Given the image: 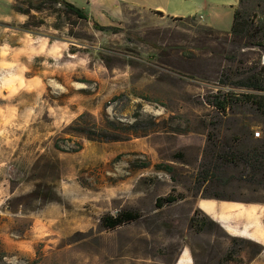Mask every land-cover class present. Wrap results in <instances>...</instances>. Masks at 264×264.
Returning a JSON list of instances; mask_svg holds the SVG:
<instances>
[{"label": "rangeland", "instance_id": "374dc122", "mask_svg": "<svg viewBox=\"0 0 264 264\" xmlns=\"http://www.w3.org/2000/svg\"><path fill=\"white\" fill-rule=\"evenodd\" d=\"M60 13L32 12L34 33L0 22V264H173L184 243L205 264L257 255L220 227L194 230L187 200L264 202L258 173L216 158L264 152V118L207 103L228 88L221 73L264 54L195 17L131 11L106 31ZM168 193L185 200L156 208ZM123 210L141 217L101 226Z\"/></svg>", "mask_w": 264, "mask_h": 264}, {"label": "trees", "instance_id": "16d2710c", "mask_svg": "<svg viewBox=\"0 0 264 264\" xmlns=\"http://www.w3.org/2000/svg\"><path fill=\"white\" fill-rule=\"evenodd\" d=\"M250 0H238L234 9L233 20L228 35L237 40L244 41L245 46L258 48L264 54V0H259L256 7H261L262 11L257 8L254 9L249 5ZM57 5L62 6V9L57 8ZM12 9L15 12L26 15L27 19L19 24V28L27 32L34 33L31 28L30 19L34 18L32 12H42L44 10H51L52 12L61 15L74 14L81 19L91 22L92 26L98 30L116 31L114 26H103L90 18L83 9L77 7L67 0H14ZM182 19V18H179ZM43 23V22H41ZM38 26V25H35ZM212 30V29H210ZM218 31V30H216ZM222 32V31H221ZM241 69L239 72H224L220 74L219 85L228 88H218L208 98L207 103L217 109L221 113H226L234 104H249L255 111L264 118V63H257V66L248 69ZM237 75V76H234ZM233 87L241 90H234ZM84 131V130H83ZM88 137H95L94 134L86 132ZM213 147H219L215 138L209 136ZM76 150V149H75ZM181 156V154H178ZM216 158L223 163L237 164L245 162L248 164L250 176L259 174V181L264 183V152L251 149L249 153H242L241 151H234L231 149L220 150L216 153ZM166 171H172L170 166H165ZM205 175H208V170H204ZM205 177V176H203ZM208 178V177H207ZM204 198H220L217 195L203 196ZM184 199L182 195L166 194L159 196L155 200V207L162 208L164 205L173 204ZM200 214V215H199ZM141 214L136 210H123L115 215L107 214L100 218V224L103 228L114 229L122 225L137 221ZM190 225L196 231H201L205 228H219L211 218L200 210H195L190 218ZM220 229V228H219ZM233 241L246 242L258 247L257 253L262 251L263 246L238 237L229 236ZM231 250L227 253L226 259L231 258ZM230 256V257H229Z\"/></svg>", "mask_w": 264, "mask_h": 264}, {"label": "crops", "instance_id": "0c3cea01", "mask_svg": "<svg viewBox=\"0 0 264 264\" xmlns=\"http://www.w3.org/2000/svg\"><path fill=\"white\" fill-rule=\"evenodd\" d=\"M103 26H113L128 12L144 11L170 18L195 17L206 27L229 31L238 0H67ZM14 0H0V22L22 24L26 15L12 9ZM185 200V199H184ZM183 200V201H184ZM180 201V203H183ZM190 212L200 210L229 236L247 239L263 246L257 255L243 264H264V202L189 197ZM182 204H180L181 206ZM174 207H179L176 204ZM202 233V232H201ZM201 233H198L200 235ZM194 250V249H193ZM181 253L185 257L180 259ZM196 258L191 245L184 243L173 264H205Z\"/></svg>", "mask_w": 264, "mask_h": 264}, {"label": "built area", "instance_id": "2783aa9c", "mask_svg": "<svg viewBox=\"0 0 264 264\" xmlns=\"http://www.w3.org/2000/svg\"><path fill=\"white\" fill-rule=\"evenodd\" d=\"M259 134H260V132H259V131H255V132H254V135H255V137H258V136H259Z\"/></svg>", "mask_w": 264, "mask_h": 264}]
</instances>
